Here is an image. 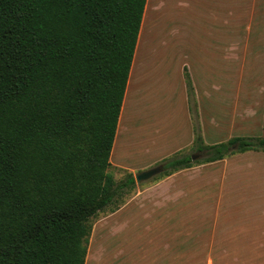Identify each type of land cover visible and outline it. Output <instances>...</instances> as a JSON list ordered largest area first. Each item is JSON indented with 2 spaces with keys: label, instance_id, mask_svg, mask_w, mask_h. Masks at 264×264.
<instances>
[{
  "label": "trees",
  "instance_id": "obj_1",
  "mask_svg": "<svg viewBox=\"0 0 264 264\" xmlns=\"http://www.w3.org/2000/svg\"><path fill=\"white\" fill-rule=\"evenodd\" d=\"M146 0H0V264H85L92 219L136 187L110 154ZM192 161L168 177L246 151L264 138L205 145L184 68Z\"/></svg>",
  "mask_w": 264,
  "mask_h": 264
},
{
  "label": "crops",
  "instance_id": "obj_2",
  "mask_svg": "<svg viewBox=\"0 0 264 264\" xmlns=\"http://www.w3.org/2000/svg\"><path fill=\"white\" fill-rule=\"evenodd\" d=\"M151 32L163 33V37L166 38L165 45L162 44L163 49L171 42L172 34L176 38V33H181L178 43L181 47L179 54L182 56L175 66V72L173 68L171 69L178 93L175 99L176 114L173 116L176 121L167 127L168 131L166 130L162 138L155 142L154 148L147 151L144 146L148 138L145 125L155 118L153 116L157 115L158 111L147 109L145 106L147 100L142 91L139 93L138 88H143L146 81H149L150 71L154 73L158 61L149 56L145 59ZM166 56L167 54L163 58ZM231 56H236L242 63L254 64L256 70L264 69V0H146L109 158L111 165L129 169L131 172L144 171L157 164L161 165L164 159L191 146L194 135L184 68L188 69L203 128L199 93L202 95L204 91L212 95L214 90L219 91V86L215 89L212 79L208 77L210 66L226 63ZM140 62L143 69L142 77L138 68ZM199 73L204 79L202 91L201 86H197L198 81L196 82ZM141 78L143 80L140 85L138 82ZM130 103L132 105L136 103L138 106L133 110L130 108L127 112L124 127L123 116ZM263 118L262 115L259 117V126L257 125L252 137L264 138ZM156 133L161 132L156 130ZM240 135L238 136L240 138H249L245 134ZM119 140H122V145L120 143L121 151L117 152ZM140 158L147 160L140 162ZM136 159L139 161L137 165L132 163ZM220 162L224 193L221 213L222 238L237 241L239 245L236 249L223 248V251L228 252L227 254L236 253L238 256L252 254V251L247 253V248L250 247L240 245L247 241L255 248V241L262 238L264 152L235 153L227 155ZM176 173L165 180L172 178ZM94 234L92 233L88 243L85 264H184L189 253L181 246V235L173 233Z\"/></svg>",
  "mask_w": 264,
  "mask_h": 264
},
{
  "label": "rangeland",
  "instance_id": "obj_3",
  "mask_svg": "<svg viewBox=\"0 0 264 264\" xmlns=\"http://www.w3.org/2000/svg\"><path fill=\"white\" fill-rule=\"evenodd\" d=\"M179 34L181 33H176V38L172 34L171 42L163 49L162 44L165 45L166 42L163 33L151 32L145 59L149 56L158 60L155 74L150 71L149 81H146L143 88H138L139 93L142 91L147 100L145 103L147 109L158 111V114L153 116L155 118L145 125L148 138L144 140V146L147 151L154 148L155 142L162 138L166 130L168 131L167 127L176 121L173 116L176 114L175 99L178 93L171 69L173 68L175 72V66L182 56L179 54L181 50L178 43ZM165 54L167 56L163 58ZM138 66L142 77V62ZM186 70L188 71L187 68ZM144 71L146 73V70ZM208 77L212 79L215 89L217 86L220 89L214 90L212 95L202 91L204 79L201 73L198 74L196 82L198 81L197 86L200 85L202 91V95L199 94L203 128L200 114L198 118L203 143L213 145L234 136H241L240 134L252 137L259 126V117L261 115L264 117V90H261L264 89V69L256 70L254 64L242 63L236 56H231L226 63L211 65ZM142 80L141 78L138 84L141 85ZM131 105L130 103L128 110L124 112V127L127 112L130 108L133 110L138 106L136 103ZM196 105L198 113V101ZM191 127L193 130L192 119ZM156 130H160L161 133H156ZM120 143L122 145V140L117 143V152L121 151ZM122 150L126 154L123 147ZM183 154L196 155L198 156L196 160L204 157V154L195 153L192 145L185 149ZM144 160L147 158L139 159L140 162ZM139 161L136 159L131 162L137 165ZM109 171L116 182L124 180L128 173L134 176L142 172L138 170L131 172L120 166H112ZM165 179L167 177L157 176L136 184L133 190L126 191L119 197L117 210L112 212L106 209L98 213L92 219L89 240L92 233H95L94 235L173 233L181 235V246L189 252L184 264H264V226L261 229L262 238L255 241L256 249L251 247L253 246L251 242L244 241L240 245L250 247L247 248V253L252 251V254L238 256L236 253L227 254L228 252L223 251V248L236 249L239 245L237 241L222 238L221 213L224 193L220 161L195 165L192 169Z\"/></svg>",
  "mask_w": 264,
  "mask_h": 264
},
{
  "label": "water",
  "instance_id": "obj_4",
  "mask_svg": "<svg viewBox=\"0 0 264 264\" xmlns=\"http://www.w3.org/2000/svg\"><path fill=\"white\" fill-rule=\"evenodd\" d=\"M198 158L196 155H191V160L195 161ZM164 172L163 165H157L142 172L137 173L134 175L135 183L140 184L141 182L148 181L152 178H155L161 175Z\"/></svg>",
  "mask_w": 264,
  "mask_h": 264
}]
</instances>
